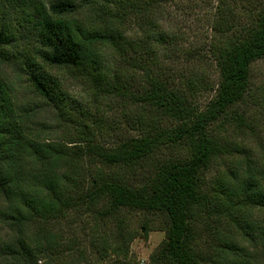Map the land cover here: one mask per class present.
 <instances>
[{"label":"trees","instance_id":"16d2710c","mask_svg":"<svg viewBox=\"0 0 264 264\" xmlns=\"http://www.w3.org/2000/svg\"><path fill=\"white\" fill-rule=\"evenodd\" d=\"M175 1L6 0L2 6L0 264L48 258L57 242L52 226L84 209L99 217H118L122 211L163 216L165 238L150 264H264V226L256 231L245 214L264 209V173L256 174L247 158L217 179L214 193L205 188V173L231 153L213 127L225 119L245 120L238 108L250 91L251 65L264 57V0H245L242 23H235L233 7L222 0L225 8L219 7L211 24L216 34L209 48L187 50L193 58L197 54L192 66L198 70L207 59L215 62L213 84L202 76L204 69L171 78L168 68L155 70L133 55L138 50L135 38L127 36L130 22L157 47L146 49L150 56L178 39L162 23L165 5ZM29 44L31 53L18 50ZM107 51L142 71L136 92L122 82L123 67L107 62ZM7 66L26 77L36 103L18 98L13 81L3 74ZM53 68L88 78L107 96L130 99L139 107L131 125L135 131L107 144L98 142L89 123L80 122L70 137H50L55 130L38 120L40 104L63 111L72 103L60 78L50 73ZM203 90L209 92L204 106L195 99ZM212 215L215 221H233L247 244L231 234L216 238L222 249L218 244L202 248L197 222L210 227ZM143 230L147 235V223ZM128 250L115 252L127 256Z\"/></svg>","mask_w":264,"mask_h":264},{"label":"rangeland","instance_id":"374dc122","mask_svg":"<svg viewBox=\"0 0 264 264\" xmlns=\"http://www.w3.org/2000/svg\"><path fill=\"white\" fill-rule=\"evenodd\" d=\"M238 1L228 0L227 4L233 7L232 15L234 14L235 23L239 17L246 14L245 6L248 3L241 0L244 4L239 8ZM4 4H7L6 0H0V13ZM220 6L225 8L222 0H176L174 3L166 4L162 23L165 29L171 33L177 32L179 37L172 46L162 48L155 53L156 56L153 54L150 56L146 49L157 47L151 46V42L145 40L144 34L139 33L133 22H130L127 24V36L135 38V46L138 50L137 54L134 52L130 54L134 53L137 60L148 61L149 66L155 70L163 65V68H168L166 74L171 78L180 72H184V77L189 78L191 72L204 69L203 73L200 72L202 76L207 77L210 83H215L218 79L215 62L207 59V63L202 64L198 70L197 67L192 66V63L198 59L197 54L193 58L187 50L203 51L209 48L216 34L211 24L216 22ZM227 14L230 15V12L228 11ZM239 20L242 23V19ZM18 50H21V53H31L33 45L29 44ZM105 55L112 68L123 67L125 76L122 77V82L129 83V89L133 93L136 92L140 88L142 71L134 69L125 59L119 62L120 58L108 51ZM14 69L7 66L3 68V74L13 81L18 98L23 102L36 103L38 97L27 87L26 77H19ZM49 71L60 78L64 92L72 99V103L63 111L53 105L40 104L38 120L47 123L46 126L55 130L50 137L55 139L70 137L71 133H75L80 122L89 123L92 130L97 133L98 142L107 144L135 131L132 128L134 126L131 125H134L135 113L139 107L130 99L123 96H107L108 94L96 89L93 81L84 79L79 74L57 68ZM195 99L198 105L204 106L209 100V92L203 90ZM238 110L242 112L244 121L237 117L225 119L213 127L214 133L231 153L219 157L205 173V188L210 193L215 192L213 187H216L217 179L224 172L237 162L245 164L247 158L256 167V174L262 178L261 172L264 173V57L251 65L250 91ZM47 131L48 128L46 133ZM243 178L247 177L243 176ZM245 214L255 226H258V229L255 228L256 231L264 226V209H246ZM215 217L216 215H212L211 220L215 221ZM146 223L150 228L147 235L143 230V225ZM165 224L163 216L147 215L139 211H122L118 217H99L86 209L79 212L71 211L52 226L51 230L57 237V242L49 246V257L41 258L37 264H121V260L126 261L123 264H150L152 253L160 247L165 238L163 230ZM211 225L206 227V224L197 222V228L203 232L200 235L202 238H199L202 248H208L209 244L220 246L216 238L224 239L231 234H236L243 243L247 244L243 240V231H240L241 229L229 218L225 217L222 221H215ZM1 235H4V232ZM129 238H132L131 242ZM45 244L48 245L46 242ZM125 246L129 248L127 256L115 252ZM262 262L264 263V259Z\"/></svg>","mask_w":264,"mask_h":264},{"label":"built area","instance_id":"2783aa9c","mask_svg":"<svg viewBox=\"0 0 264 264\" xmlns=\"http://www.w3.org/2000/svg\"><path fill=\"white\" fill-rule=\"evenodd\" d=\"M105 264H109V263H105Z\"/></svg>","mask_w":264,"mask_h":264}]
</instances>
